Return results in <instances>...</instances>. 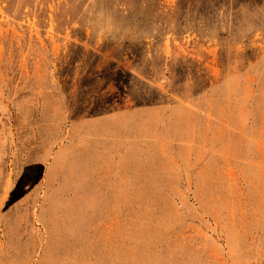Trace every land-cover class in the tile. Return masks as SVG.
<instances>
[{"label":"rangeland","instance_id":"374dc122","mask_svg":"<svg viewBox=\"0 0 264 264\" xmlns=\"http://www.w3.org/2000/svg\"><path fill=\"white\" fill-rule=\"evenodd\" d=\"M0 264H264V0H0Z\"/></svg>","mask_w":264,"mask_h":264},{"label":"crops","instance_id":"0c3cea01","mask_svg":"<svg viewBox=\"0 0 264 264\" xmlns=\"http://www.w3.org/2000/svg\"><path fill=\"white\" fill-rule=\"evenodd\" d=\"M140 110V109H139ZM137 109L130 110V109H116L112 110L108 113H105L101 116L92 117L91 119L85 120L88 123L97 124L98 126L94 129V133H104L107 134V138L112 140L116 145L118 144L117 141L123 140L120 136L123 129L131 130L134 126L136 117H137ZM144 120V118H143ZM101 124V126H100ZM125 124L124 128H121V125ZM130 128V129H129ZM134 132V131H132ZM135 133V132H134ZM97 134V135H98Z\"/></svg>","mask_w":264,"mask_h":264}]
</instances>
